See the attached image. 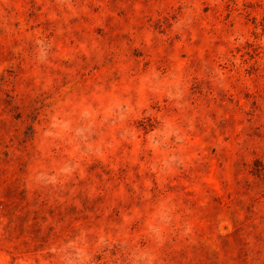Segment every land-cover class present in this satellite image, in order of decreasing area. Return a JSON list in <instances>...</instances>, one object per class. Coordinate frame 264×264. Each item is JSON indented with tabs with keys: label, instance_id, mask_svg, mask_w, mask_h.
Listing matches in <instances>:
<instances>
[{
	"label": "rangeland",
	"instance_id": "rangeland-1",
	"mask_svg": "<svg viewBox=\"0 0 264 264\" xmlns=\"http://www.w3.org/2000/svg\"><path fill=\"white\" fill-rule=\"evenodd\" d=\"M0 264H264V0H0Z\"/></svg>",
	"mask_w": 264,
	"mask_h": 264
}]
</instances>
